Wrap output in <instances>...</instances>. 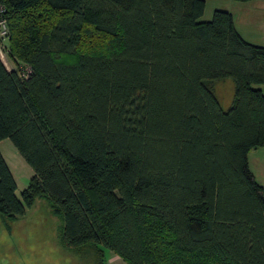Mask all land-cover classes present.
<instances>
[{"label":"trees","instance_id":"trees-1","mask_svg":"<svg viewBox=\"0 0 264 264\" xmlns=\"http://www.w3.org/2000/svg\"><path fill=\"white\" fill-rule=\"evenodd\" d=\"M0 3L25 66L0 57V142L34 173L19 197L0 152L2 215L48 197L65 245L95 249L96 264L105 249L128 264H264L250 167L264 148V46L230 12L202 22L205 0ZM226 78L228 111L209 85Z\"/></svg>","mask_w":264,"mask_h":264},{"label":"rangeland","instance_id":"rangeland-1","mask_svg":"<svg viewBox=\"0 0 264 264\" xmlns=\"http://www.w3.org/2000/svg\"><path fill=\"white\" fill-rule=\"evenodd\" d=\"M206 10L202 22L211 21L216 10L230 12L238 33L253 45L264 46V1L246 3L236 0H205ZM100 39V38H96ZM102 40V39H101ZM88 50L89 48H84ZM0 57L11 67L25 68L11 57L8 41L0 42ZM224 111H228L235 94V82L226 78L209 82ZM2 153L17 186L20 197L33 176L10 139L0 142ZM250 167L257 181L264 187V148L250 156ZM95 249H71L63 240V220L48 197L39 196L24 217L10 218L0 213V264H96ZM103 264H128L116 252L105 249Z\"/></svg>","mask_w":264,"mask_h":264},{"label":"built area","instance_id":"built-area-1","mask_svg":"<svg viewBox=\"0 0 264 264\" xmlns=\"http://www.w3.org/2000/svg\"><path fill=\"white\" fill-rule=\"evenodd\" d=\"M0 41H9V27L6 19V7L0 3Z\"/></svg>","mask_w":264,"mask_h":264},{"label":"crops","instance_id":"crops-1","mask_svg":"<svg viewBox=\"0 0 264 264\" xmlns=\"http://www.w3.org/2000/svg\"><path fill=\"white\" fill-rule=\"evenodd\" d=\"M16 68V66H14V67H11V69H15Z\"/></svg>","mask_w":264,"mask_h":264}]
</instances>
